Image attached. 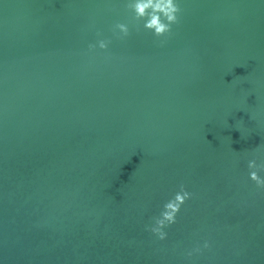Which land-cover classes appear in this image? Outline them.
<instances>
[{"label": "water", "instance_id": "water-1", "mask_svg": "<svg viewBox=\"0 0 264 264\" xmlns=\"http://www.w3.org/2000/svg\"><path fill=\"white\" fill-rule=\"evenodd\" d=\"M128 3L0 0V264H264V0Z\"/></svg>", "mask_w": 264, "mask_h": 264}, {"label": "clouds", "instance_id": "clouds-1", "mask_svg": "<svg viewBox=\"0 0 264 264\" xmlns=\"http://www.w3.org/2000/svg\"><path fill=\"white\" fill-rule=\"evenodd\" d=\"M128 8L133 14L134 19L143 21V29L151 32L154 37H162L171 31L170 26L177 22L179 9L175 6L174 0H129ZM114 34L119 33V37L128 35V28L124 24H116L113 29ZM108 41L98 40L95 46L90 45L89 50L98 47L105 50L108 47ZM259 147V145L257 146ZM248 180L255 184L257 189H264V163H257V160L251 159L247 163ZM190 199V193L186 192L183 186L163 206L158 219L154 221L153 226L147 230L151 232L158 240L163 241L167 238L164 231L167 227L176 223V216L186 200ZM204 250L209 248V244L205 241L202 245ZM201 247L194 248L187 255L191 257L194 253L199 254Z\"/></svg>", "mask_w": 264, "mask_h": 264}]
</instances>
